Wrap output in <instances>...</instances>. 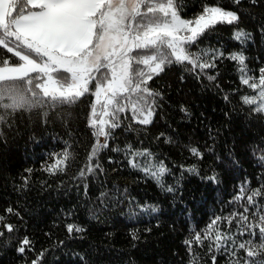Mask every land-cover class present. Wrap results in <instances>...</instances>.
<instances>
[{
	"label": "trees",
	"instance_id": "trees-1",
	"mask_svg": "<svg viewBox=\"0 0 264 264\" xmlns=\"http://www.w3.org/2000/svg\"><path fill=\"white\" fill-rule=\"evenodd\" d=\"M174 5L185 20L195 19L205 6L234 11L240 19L217 24L189 46L204 62H213L214 52L224 53L215 67L170 64L148 81L159 93L151 123L133 122L129 110L121 113L120 126L111 130L108 146L92 162L99 165L92 173L80 175L97 139L89 126L93 95L71 105L17 112L0 123V215L15 229L9 233L0 228V264H31L40 253L39 264H213V256L215 264L264 260L258 229L253 228L255 237L241 236L239 217L231 225L225 219L249 207L248 223L255 225L257 208L264 214V195L255 197V207L246 199L255 189L264 193V113L243 103L251 92L241 83L240 65L227 58L242 54L247 75L260 76L264 0H174ZM235 31L246 37L236 40ZM9 58L17 62L0 47V60ZM145 149L168 169L163 187L129 164L130 150ZM65 151L69 158L54 171L46 170ZM193 167L196 172L187 171ZM245 184V198L236 200ZM130 208L141 211L129 216L125 211ZM216 217L213 238L219 231L234 237L236 245L229 241V251L217 252L214 239L204 240L203 245L194 243L190 254L185 241L196 232L203 236ZM69 224L83 230L70 234ZM25 236L31 250L21 254L17 248ZM247 240L259 255L248 258L239 250L233 257L231 251Z\"/></svg>",
	"mask_w": 264,
	"mask_h": 264
},
{
	"label": "snow or ice",
	"instance_id": "snow-or-ice-1",
	"mask_svg": "<svg viewBox=\"0 0 264 264\" xmlns=\"http://www.w3.org/2000/svg\"><path fill=\"white\" fill-rule=\"evenodd\" d=\"M234 3L239 4L240 0H234ZM239 19L234 11L205 6L194 21L185 20L175 10L174 0H0V47L17 58V62H12L11 58L0 60V123L8 122L7 118L17 112L71 105L85 94H91L99 101L103 95L106 100L102 113H97L95 105L92 106L89 126L94 129L93 135L97 139L80 175L92 173L99 168L92 162L98 152L108 146L111 130L120 126L121 113L130 110L133 122L151 123L155 97L159 93L147 86L148 81L170 64L187 62L193 69L199 67L201 70L215 67L214 61L224 53L214 52L210 58L213 62H204L201 55L189 51V46L217 24L232 25ZM245 37L243 31L234 34L236 40ZM227 58L240 65L242 84L253 90L259 89L257 96L242 97L243 103L254 105V112L264 113V68L260 69L259 83H256L255 77L247 75L246 58L242 54L233 53ZM141 65L148 69L147 73ZM208 79L215 77L209 76ZM99 137L105 138L103 144ZM190 151L201 157L196 148ZM130 155L131 167L138 168L163 187V177L168 169L162 162L153 163L152 154L146 149L130 150ZM69 156L70 153L65 151L63 159H57L46 170L54 171ZM138 157L145 158L143 166L135 159ZM260 159L264 161V156ZM187 171L196 172V169L193 167ZM208 179L216 181L215 176ZM166 190L171 192L172 188ZM247 192L246 184L241 185L235 199H244ZM261 195H264L261 189L252 190L246 196L248 205L255 207V197ZM152 211L156 209L152 208ZM6 212L14 214L11 208ZM248 212L249 207H245L243 212L233 213L232 217L225 219L231 225L232 220L239 217L241 236L250 234L255 237L257 232L253 228L258 229L262 241L258 247L264 250V214L257 208L253 215L258 216V222L252 225L248 223ZM4 219L0 215V228L13 232L14 226L4 223ZM219 219L216 217L212 221L203 236L196 232L192 239L185 241L190 254L192 245H203L204 240L214 239L217 252L221 248L229 251V241L236 245L234 237L219 231L213 238L211 229ZM82 230L67 225L70 234ZM3 236L4 231H0V237ZM250 244H253L252 240L240 242L231 255L235 257L239 250H244L246 257H256L259 255L254 250L257 246L247 247ZM30 246L31 241L25 236L19 241L17 251L24 254L26 249L31 250ZM209 251H212V244ZM42 257L43 253H40L31 264H39ZM215 259L213 256V264ZM233 264L240 262L234 260ZM245 264H264V260L246 259Z\"/></svg>",
	"mask_w": 264,
	"mask_h": 264
},
{
	"label": "rangeland",
	"instance_id": "rangeland-1",
	"mask_svg": "<svg viewBox=\"0 0 264 264\" xmlns=\"http://www.w3.org/2000/svg\"><path fill=\"white\" fill-rule=\"evenodd\" d=\"M175 10H176V8H175ZM193 21L195 20V19H192ZM235 32H237V31H235ZM185 34H187V33H185ZM235 34V33H234ZM141 66H143V65H141ZM144 68H145V71H146V73L148 72V69L145 67V66H143ZM150 74V73H149ZM256 78V80L254 81V82H256V83H259V80H258V78H259V76L258 77H255ZM240 79H241V73H240ZM250 82H252V81H250ZM249 90H250V92H251V94L250 95H246V96H249V97H252V96H257V94H258V91H259V89H256V90H253V89H251V88H249L247 85H245ZM105 100H106V97H104L103 95L101 96V98H100V100L99 101H97L96 100V98L93 96V104L95 105V107H96V111H97V113H102V110H103V104L105 103ZM257 102L259 103V100H257ZM93 106V105H92ZM130 111V110H129ZM131 112V111H130ZM90 115H91V113H90ZM131 115H132V112H131ZM100 117L99 116H97V119H99ZM105 119H108V117H104ZM106 127V130H107V126H105ZM103 139H104V137H99V140H100V142L102 143V141H103ZM135 159H137L139 162H140V164L143 166V164H144V161H145V158L144 157H138V158H135ZM151 160H152V162L153 163H159V162H156V161H154L153 159H152V157H151ZM138 169V168H137ZM140 209H135V208H130V209H128V210H126L125 211V213H127V214H129V216H131V215H138L139 213H140Z\"/></svg>",
	"mask_w": 264,
	"mask_h": 264
}]
</instances>
